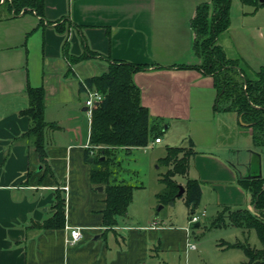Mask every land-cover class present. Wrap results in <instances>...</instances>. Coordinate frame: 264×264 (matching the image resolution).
Listing matches in <instances>:
<instances>
[{"label": "crops", "instance_id": "obj_1", "mask_svg": "<svg viewBox=\"0 0 264 264\" xmlns=\"http://www.w3.org/2000/svg\"><path fill=\"white\" fill-rule=\"evenodd\" d=\"M10 1L0 0V264H156L159 251L197 247L190 227L151 215L135 220L127 211L114 227L104 225L106 193L91 180L90 158L98 151L83 85L114 60L145 66L134 75L142 101L165 130L175 125L185 132L183 146L195 151L187 172L194 171L201 199L211 191L216 213L254 207L239 178L264 175L254 165L261 148L241 115L215 108L214 77L198 66L202 58L193 49L192 19L211 0H44L41 13L16 12ZM242 4L232 0L230 25L216 43L255 77L264 66V5ZM86 52L92 54L69 60ZM29 86L43 87L44 117L56 125L45 130V166L23 136ZM57 194L64 198V225L44 227ZM72 227L83 234L76 244L67 242Z\"/></svg>", "mask_w": 264, "mask_h": 264}, {"label": "trees", "instance_id": "obj_2", "mask_svg": "<svg viewBox=\"0 0 264 264\" xmlns=\"http://www.w3.org/2000/svg\"><path fill=\"white\" fill-rule=\"evenodd\" d=\"M241 2L254 7L264 5L261 0ZM9 3L10 8L16 12L22 8H34L41 13L44 0H11ZM231 6L232 0H211L210 3L198 5L197 13L192 19L195 32L193 49L202 58L198 66L214 77L217 90L215 108L230 109L241 115L242 120L253 128L255 144L264 152V66L253 72L255 77H250L240 66L239 59L228 58L216 43L218 35L230 25ZM90 54L92 52H86L79 57L70 56L69 60L74 62ZM144 68L143 64L114 60L107 72L87 79L83 85L87 89H97L104 95L102 101L92 110L91 143L97 147L98 152L91 162V180L96 185H104L106 205L103 209V221L110 228L117 224L119 216L127 213L135 188V185L115 176L119 169L118 154L131 153L134 148L146 150L150 141L161 137L164 126L162 118L153 117L143 103L141 89L134 80L135 73ZM28 97L29 106L24 113L30 119V127L23 136L33 142L45 166V130L56 125L44 117L43 87L29 86ZM193 153L195 151L185 146H167L166 154L160 158L163 164L170 166L162 177L165 188L160 194L161 197L170 200L176 196L179 184L173 177L177 173H186L189 157ZM255 154L259 156L258 152ZM239 183L250 191L257 214H253L248 208H223L214 219L213 225L232 224L242 229L254 228L261 247L252 246L247 241H237L229 245L243 249L247 257L244 264H264V175L251 178L243 176L239 178ZM182 194L186 195L188 205L195 207L201 199L199 181L189 178ZM53 207V216L42 226L64 225V198L59 194ZM193 212L192 208L191 213ZM225 215L229 222L224 221Z\"/></svg>", "mask_w": 264, "mask_h": 264}, {"label": "rangeland", "instance_id": "obj_3", "mask_svg": "<svg viewBox=\"0 0 264 264\" xmlns=\"http://www.w3.org/2000/svg\"><path fill=\"white\" fill-rule=\"evenodd\" d=\"M234 2L240 6H246L239 0H234ZM166 126L167 124H164L161 131L162 143L150 145L146 150L134 148L131 153L120 152L118 154L119 169L115 173L119 180L135 185L132 202L127 209L133 219L145 221L146 217L151 215V220L155 219L160 223L176 225L183 223L190 227L192 239L197 242V247L187 254L185 251H172L171 249L159 251L154 262L156 264H244L247 257L243 249L229 244L247 241L252 246L261 247L258 233L254 228L242 229L232 224L214 226L213 221L218 213H216L215 204L210 199L211 191L207 189L208 192L195 207L188 205L185 194H176L170 200L160 196L165 188L162 177L170 167L163 164L160 158L166 154L167 146H183L187 143L183 135L185 132L181 131L180 127L176 129L173 125L165 130ZM241 151L243 157L249 153L247 150ZM236 153L234 157L237 156ZM259 153L260 157L254 159L255 168L260 163L264 173V152L259 150ZM192 166L194 167V164ZM193 173L192 170L186 171L185 174L177 173L173 178L185 187L187 180L193 177ZM204 202L208 204L204 205ZM204 206H206V216L201 220V224L196 226L194 222L189 221L192 208L195 213H201ZM248 209L253 214H257L253 206L250 205ZM224 221L229 222L226 215Z\"/></svg>", "mask_w": 264, "mask_h": 264}, {"label": "built area", "instance_id": "obj_4", "mask_svg": "<svg viewBox=\"0 0 264 264\" xmlns=\"http://www.w3.org/2000/svg\"><path fill=\"white\" fill-rule=\"evenodd\" d=\"M104 98V95L97 89H88V98L86 99V105L89 108L90 114L95 106H97L102 99ZM161 141V137L155 138L154 142ZM205 211H202L201 213H191L190 215V221L191 222H200L202 217H204ZM82 230L81 227H72L70 230V236L67 238V242L70 244H76L82 239ZM190 246L193 247L194 243H190Z\"/></svg>", "mask_w": 264, "mask_h": 264}, {"label": "water", "instance_id": "obj_5", "mask_svg": "<svg viewBox=\"0 0 264 264\" xmlns=\"http://www.w3.org/2000/svg\"><path fill=\"white\" fill-rule=\"evenodd\" d=\"M261 1H264V0H261ZM102 158H104V157H102ZM90 160H93V158H90ZM261 175H262L261 172H259L258 176H261ZM246 177H250V176H246ZM97 189L100 190V191H102L103 190V185H98L97 186ZM184 190H185L184 186L182 184H180L179 185V191H178L177 195H181L184 192ZM197 225H199L198 222L196 223V226Z\"/></svg>", "mask_w": 264, "mask_h": 264}]
</instances>
